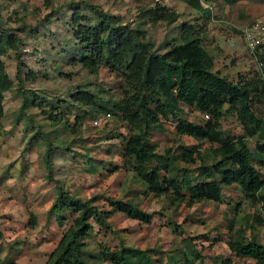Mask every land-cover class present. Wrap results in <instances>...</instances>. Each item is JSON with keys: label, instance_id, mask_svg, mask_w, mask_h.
I'll return each instance as SVG.
<instances>
[{"label": "rangeland", "instance_id": "374dc122", "mask_svg": "<svg viewBox=\"0 0 264 264\" xmlns=\"http://www.w3.org/2000/svg\"><path fill=\"white\" fill-rule=\"evenodd\" d=\"M199 2L208 16L186 0H0V39L10 38V43L0 40V62L12 81L3 93L0 118V264L45 263L77 216L65 208L59 211L64 223H58L57 212L50 211L57 186L74 197H93L94 205L110 210L109 225L91 219L92 230L84 239V254L93 264H109L93 255L123 244L146 249L153 264H188L186 256L193 248L198 256L193 255L190 264H254L253 258L229 251L227 242L239 230L264 245V219L252 217L261 204L244 199L235 184L221 186L220 201L201 200L192 206L151 193L124 153L126 140L138 129L112 109L131 100L128 94L135 97L136 81L128 69L84 66L85 45L74 34L76 16L87 28L105 22L92 6L111 15L112 27L143 31L157 53L180 43L183 30H191L213 57V72L233 83L256 78L258 62L247 52L239 28L262 16L264 0ZM148 9L161 18L154 21L143 14ZM108 31H99L105 41ZM99 105L107 111L96 112ZM252 111L264 120V95L253 100ZM179 116L201 124L209 119L184 104ZM159 119L164 129H151L149 143L156 145L157 153L169 155L180 175L185 172L193 182L198 180V165L212 160L216 144L179 134L171 116ZM220 127L233 138L244 135L234 112L223 116ZM255 141L256 136L245 137L250 150ZM194 145L202 157L185 163L180 154ZM255 165L264 179V168ZM107 197L133 201L152 214L151 222L113 210Z\"/></svg>", "mask_w": 264, "mask_h": 264}, {"label": "trees", "instance_id": "16d2710c", "mask_svg": "<svg viewBox=\"0 0 264 264\" xmlns=\"http://www.w3.org/2000/svg\"><path fill=\"white\" fill-rule=\"evenodd\" d=\"M235 1L223 0L225 4ZM186 3L208 16L209 11L202 7L199 0H186ZM95 8L91 6L90 10L100 18L103 17L105 22L98 27L93 25L87 28L76 16L75 22L79 24L74 34L85 45L82 54L84 66L95 69L94 67L101 64L113 72L128 69L129 77L136 81L137 91L132 95L135 97L128 94L127 97L131 100L115 103L112 109L118 110L122 120L138 129L137 134L126 140L124 153L133 161L134 171H138L147 189L153 194H167L176 205L185 202L192 206L201 200L220 201L221 186L235 184L244 199L261 204L260 212L252 217L262 221L264 195L261 190L264 179L255 163L264 168V120L252 111V102L264 95V66L258 70L256 78L233 83L212 71L213 57L203 46L202 38L195 36L191 30H183L180 43L171 45L164 53H157L151 51V43L144 40L143 31L137 29L131 32L128 25L112 27L111 15ZM146 13L154 21L161 18L160 13H156L154 9H148L143 14ZM107 30L109 39L105 41L99 31L105 33ZM0 40L10 43L8 37ZM1 49L0 41V55ZM11 87L12 81L0 62V118L3 93ZM86 99L81 96L79 100L86 102ZM182 104L194 108L209 119L203 124L182 119L179 116ZM94 108L98 113L107 111L102 105ZM230 112H234L244 129L243 136L233 138L223 133L220 120ZM159 116H171L177 122L178 133L181 135L216 144L212 147V160L198 165V180L193 182V178L185 172L180 175L169 155L157 153L156 145L149 143L147 137L151 129H164ZM253 136H256L255 149L250 150L246 146L245 137ZM201 155L195 145L188 150L184 148L180 154L188 164L197 162V157L201 158ZM164 170L166 174L162 175ZM93 199L74 197L57 186V195L50 211L57 212L56 220L60 225H63L64 217L59 211L67 208L73 210L77 216L63 232L58 245L50 252L44 264H93L84 254L87 246L84 239L92 230L91 219L101 226H108L107 219L111 216L110 210L94 205ZM106 199L113 210H119L128 217L147 224L153 218L152 214L133 201L109 197ZM227 246L236 256L251 257L254 264H264V245L255 239H246L243 231L235 230L230 235ZM193 255L198 256L195 248L186 256L188 264L191 263ZM93 257L109 264H153L146 249L127 244L114 251L100 250ZM175 260L176 258L172 262Z\"/></svg>", "mask_w": 264, "mask_h": 264}, {"label": "built area", "instance_id": "2783aa9c", "mask_svg": "<svg viewBox=\"0 0 264 264\" xmlns=\"http://www.w3.org/2000/svg\"><path fill=\"white\" fill-rule=\"evenodd\" d=\"M240 37L247 52L257 60V66L261 69L264 66V12L240 28ZM107 117L111 118V115L107 114Z\"/></svg>", "mask_w": 264, "mask_h": 264}, {"label": "clouds", "instance_id": "9594fccd", "mask_svg": "<svg viewBox=\"0 0 264 264\" xmlns=\"http://www.w3.org/2000/svg\"><path fill=\"white\" fill-rule=\"evenodd\" d=\"M239 32H240V28H239ZM260 68H258V70H259ZM107 114H110V113H107ZM111 115V114H110Z\"/></svg>", "mask_w": 264, "mask_h": 264}]
</instances>
